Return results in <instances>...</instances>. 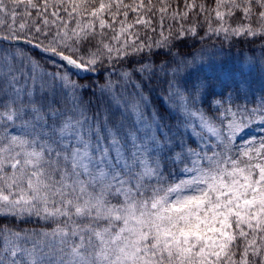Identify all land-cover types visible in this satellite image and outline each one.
<instances>
[{"label": "snow or ice", "instance_id": "6c2138e0", "mask_svg": "<svg viewBox=\"0 0 264 264\" xmlns=\"http://www.w3.org/2000/svg\"><path fill=\"white\" fill-rule=\"evenodd\" d=\"M183 8L0 0V264H264V137L235 143L264 98L201 109L151 62L205 24L264 40V0Z\"/></svg>", "mask_w": 264, "mask_h": 264}, {"label": "trees", "instance_id": "16d2710c", "mask_svg": "<svg viewBox=\"0 0 264 264\" xmlns=\"http://www.w3.org/2000/svg\"><path fill=\"white\" fill-rule=\"evenodd\" d=\"M200 2H204L206 6L214 7V0H197V3ZM173 3L177 11L184 10V0H173ZM198 11L197 9L190 13L184 22L185 28L192 26L194 20L198 24L203 21V15L197 17L196 12ZM212 15V27H218L220 22L215 20L214 13ZM242 16L243 14L239 13L235 19L227 18V25L234 28L241 23H246ZM168 23L170 21L165 22L166 32ZM206 28L207 24L198 27L200 35H189L177 43V46L172 49L175 61L172 56L165 55L166 50L153 48L152 51L157 55L152 58L151 62L158 66L167 63L169 77L173 75L171 70L176 69L175 75L179 79L181 89L186 90L185 95L191 93L195 96L196 106L201 109L211 107L212 100H223L224 105L231 104L234 111L244 107L250 110L259 108L261 98H264V40L260 37H226L223 32L205 34ZM158 31L159 26L157 33ZM141 35H143V31ZM149 35L152 33L149 32ZM213 47L219 48L220 51L215 50L211 55L203 54L205 48ZM228 61L231 62V67H228L229 77H225L222 76L220 70L216 71L215 69L221 63L224 66ZM177 64H179L178 68ZM79 75H87V73ZM166 90L165 86L163 91L157 88L152 92V101L161 114L169 113L173 107L166 102L167 97L164 94ZM229 97H231V101H229ZM262 125L264 124H261L258 119H254L244 129V136L239 137L235 143L243 145L246 141H259L261 137H264ZM33 226L32 224L21 225L24 228Z\"/></svg>", "mask_w": 264, "mask_h": 264}, {"label": "rangeland", "instance_id": "374dc122", "mask_svg": "<svg viewBox=\"0 0 264 264\" xmlns=\"http://www.w3.org/2000/svg\"><path fill=\"white\" fill-rule=\"evenodd\" d=\"M215 50H217V51H220L219 50V48H217V47H213V48H205L204 50H203V54H205V55H211ZM201 51H202V49H201ZM215 62V61H214ZM238 62V61H237ZM230 64H231V62H227V64H225L224 66H223V64L221 63L220 65H218L217 67H216V71H218V70H220L221 72H222V76H225V77H229V71H228V67H231L230 66ZM243 136V134H241V137Z\"/></svg>", "mask_w": 264, "mask_h": 264}]
</instances>
